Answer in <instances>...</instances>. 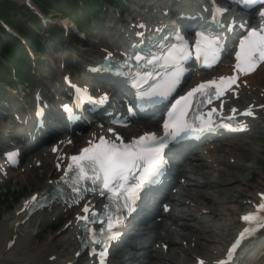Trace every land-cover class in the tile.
Wrapping results in <instances>:
<instances>
[{
	"label": "rangeland",
	"instance_id": "rangeland-1",
	"mask_svg": "<svg viewBox=\"0 0 264 264\" xmlns=\"http://www.w3.org/2000/svg\"><path fill=\"white\" fill-rule=\"evenodd\" d=\"M130 1L134 4L129 5L130 8H135L136 4H141L140 0ZM15 2L19 4L21 3L18 0H15ZM111 11L112 9H108V15ZM44 16L47 20L48 27H55L61 24L66 25V27L71 31V34L69 33L66 38L67 46L62 48L60 52H53L51 57L46 56V60L49 59L50 66L45 65L44 67H41V71H43L44 76L42 83L50 95L52 90L49 89L50 84L46 78L45 71L49 70L52 74H55L54 72L60 70L59 66H61L62 59L68 57L69 55H71L77 61H80L81 57L86 58L89 52L96 51L98 47L104 44L105 38H102V36L95 37L94 35L90 36L89 38H82L81 35L80 37L82 39H79V35L75 37V34H77L75 28L67 20L60 19L57 12L51 11L49 13L48 11V13ZM108 17L109 16L104 19L106 24H109L107 21ZM114 17L116 19L122 18L119 14H116ZM75 39L79 40L83 44L81 47L78 46L79 49H76L74 45V42H76ZM72 48H74V50ZM52 58L55 61L54 63L51 61ZM38 71L34 73L33 82L31 85L27 86L25 92H23L24 94L31 96L37 89L36 86L39 77ZM74 76L77 77L79 75L75 73ZM83 77L85 76H80V78ZM257 78L259 79L258 83L264 82V69L259 72ZM23 93L21 96L24 95ZM10 95L11 99L14 96V99L12 100H15L16 97L17 100L21 99V96L14 91H11ZM262 100L264 101V98ZM26 108H28V104H25V109ZM3 124H0V148L2 146L1 142H3ZM12 132L13 134H16L15 130H12ZM56 132L61 131L60 129H57ZM7 140L10 141V143H14L11 137H9ZM219 144V146H216L217 148H214L218 150L216 152H196V155L193 157V159H191L192 156H187V160H191L183 162L184 165L177 170L179 173V178L182 177L180 178L181 180H179L183 181L179 182L180 191L178 194L180 195L178 198L180 197V199L184 202L180 205H177V207H173V211L170 215H177L179 216L178 219L172 221L170 218H166L162 223H160V227L163 226V229L159 228V226H157L158 224H156V229L159 228L160 230L158 232L157 230L152 231L149 229L155 224L139 226L136 229H132V234H136V240L133 242L134 244L132 242L130 244L127 242L126 245L124 243L118 247V250L113 253V259L110 261V264H170L163 261L162 259H159L158 257L162 255L164 256L163 258L167 259L170 257L169 254L174 252L176 254L178 253L179 256L181 255V257L193 260L195 257H198V255L190 253L188 249L193 247L194 243L207 246L209 249L213 247L215 244L211 240L205 241L203 239V237L206 238L208 234L213 231L217 233V235L214 236L223 246L228 242L234 230V227H231L235 225V222L232 219L228 220L227 222L221 221L222 217L220 216L223 214L222 207L228 205L239 207L244 210L247 208L246 201H248V199L245 198V195L243 196L240 193H237V191H234L230 195L226 193V196H223V187L218 184L215 176L224 170L233 172L238 176L240 175V178H238L240 182L236 185L239 186V188H242L248 195L254 196L256 192L264 190V187H262L264 186V166L260 167L258 164L259 161L264 163V111L260 118L253 123L251 130L248 131L247 134H242L234 138L219 139ZM39 150L29 153L23 159L22 165L18 168V170L16 169L12 173L7 185L5 181L0 185V190L9 185L12 187V191H14L8 196L9 201L6 205V208L3 210L2 215L0 216V221H2L4 217L10 216L19 203L25 197L31 194L36 188L39 190L43 184L40 176L45 175L51 170V164L44 159L38 167L37 165H33V162L27 167L26 163L29 160H34L36 155L42 159L41 154L43 150ZM194 150L199 151L200 149L195 148ZM185 166L189 169H194L195 172H192L193 179L191 176H189L190 178H187L180 174L183 167ZM23 169L26 170V174L24 175L20 174ZM207 179L211 180L212 184H208ZM17 192L21 193L22 197L17 203L14 204L13 201L17 196ZM213 194H217V198L221 200V204L219 203L218 205V208H221V215H217L218 217H213L215 221L219 223V227L216 229L209 228V226L205 223V219L207 220L209 217L213 216L211 215L209 208L212 206H217L214 204V202L212 203L211 199ZM8 207L10 210H8ZM181 213L183 214L181 215ZM62 220L57 222L59 223V226L55 230H50L49 228L51 223H53L51 220H46L44 223L38 224L34 229V233L38 232L39 234L37 239L35 238L33 240L32 245H39L46 241L49 237L56 236V233L62 225ZM43 230L45 232L42 233L41 231ZM167 230L169 232H175L173 238L178 242L172 243L166 241L164 242L166 249H161L160 246L162 244L160 241H156L155 238L160 234L165 235ZM205 232L208 233L206 234ZM185 233L188 235L187 238H183ZM142 236L147 238L150 236L152 239L150 241L149 239L146 241L144 239L143 241L140 239ZM153 247L155 251H152ZM242 264H264V241L261 242V244L255 246L254 249L246 255Z\"/></svg>",
	"mask_w": 264,
	"mask_h": 264
},
{
	"label": "bare ground",
	"instance_id": "bare-ground-1",
	"mask_svg": "<svg viewBox=\"0 0 264 264\" xmlns=\"http://www.w3.org/2000/svg\"><path fill=\"white\" fill-rule=\"evenodd\" d=\"M20 1V0H18ZM104 48H108V41ZM84 59L83 57H81ZM88 58V57H87ZM52 63H54V59H51ZM77 62V61H75ZM80 62L84 63L83 60H80ZM85 63H88V61H85ZM70 67H72V63H70ZM264 69V66L260 67L253 75L248 76L244 78L243 80H239L236 87L233 88L230 92L226 93L224 95V99L226 100V109L228 113H231L232 115H238L241 111L248 110L253 108L254 111L251 112L252 114H255L257 117L261 115V112L264 111V103L262 101V98L264 97V82L258 83L257 76L259 75V72ZM60 72L57 70L54 72L57 74ZM231 64H227L226 62L223 64V66L219 67L217 70L213 71L209 78H223L231 75ZM63 74H61L62 76ZM43 73L41 72V75L39 79H43ZM243 83H245L243 85ZM40 84H43L42 81ZM236 97V98H235ZM235 98V99H234ZM9 103H12V101H9ZM236 109V111H235ZM235 111V112H234ZM59 117L55 115V113L51 112V118ZM29 120V119H28ZM27 120V121H28ZM239 120L245 123L243 125L241 122H239L244 127H252L253 121L249 119V117L244 118L243 116H239ZM156 126L152 123H138L130 126L127 129V132L130 133H137L142 132L146 128H155ZM6 129V127H4ZM53 132V129H50L49 132L40 135L41 137L37 138L39 141L41 138L43 139L46 137L50 132ZM102 132H106V129L98 130L96 128H92L84 133L82 137H75L73 135H66V138H60L55 140L53 143L49 145L48 148L44 149L42 152V156L45 160H47L49 163L52 164V170L48 172L46 176H42L40 179H42L43 184L39 188V190L36 188L31 194L28 195L29 199L32 197L35 193H44L48 192L51 189L53 175L56 173L54 169V165L56 163H59L61 166V169L63 170L68 162L69 156L71 154H76L78 152V148L84 146L88 140L91 138V136L98 134H102ZM22 133V132H21ZM30 133L27 132L26 136L21 135L19 138V145L18 147H14L12 144H10L6 138L3 139L2 145L4 146L5 150H14L16 148H22L20 146L22 139L30 136ZM31 135H33L31 133ZM36 136V135H34ZM29 138V137H28ZM67 140H71V145L67 144ZM208 147V146H207ZM214 146L211 145L208 148H213ZM56 148L57 152L56 154L51 153V149ZM26 149V147H25ZM207 149V148H206ZM4 150V151H5ZM205 150V149H204ZM218 151L217 149H212V152ZM70 154L69 156H67ZM40 157L36 155V159H34V163L38 162L37 160ZM31 160L27 163V166L31 165ZM213 163V162H212ZM1 169L3 170V173L5 174L4 177L9 176L10 172L6 168H4L2 159H0V175L2 174ZM195 172L194 169H184L183 177H189L193 179V173ZM171 173V172H170ZM240 174V173H239ZM206 176V175H205ZM190 178V177H189ZM240 178V175H236L233 172L230 171H221L216 176L215 179L218 181V184L223 187V196H226V193L229 195L232 194L234 191H237V193H240L241 195H245L248 199V203L257 202V194L264 193L263 191L256 192L254 196L248 195L244 192L242 188H239L236 184L240 182L238 179ZM2 179V176H0V180ZM212 181L207 179L208 184H212ZM233 183V184H232ZM264 187V186H262ZM185 196V195H183ZM23 200L22 203L18 206L15 213L12 216H7L0 221V264H92V260L89 259V257L86 254H83L80 257H76V253L78 251V245L77 240L80 238V233L77 229V222L80 220L81 217H84L83 214L80 213V210L85 206H93V204L98 203L97 199L91 198L90 202L81 201L77 204V206L73 207V211L75 216L69 218L65 222V224L61 227V230L57 234L56 237H49L46 241L42 242L39 245L33 246V240L37 238L38 232L34 233V229L38 224L44 223L46 220H50L52 218L60 219L62 217H66L69 214L70 209H68L65 206H52L51 208L47 209L44 212L38 213L28 220L23 219V214L20 213V211L24 208V203L27 200ZM177 203L181 204L184 201L181 199H174ZM212 203L214 202L217 206H212L209 208V211L211 212L212 217H209L207 220L205 219V223L209 226L211 229H216L219 227V223L215 221L213 218L217 215H221V208H218V205L221 200L217 198V194L212 195ZM221 204V203H220ZM252 208V206L250 207ZM241 208L234 207V206H224L222 207V215L220 217L221 221L227 222L228 220L232 219L235 222V225H233L231 228L234 227V230L240 229L242 227L239 225L240 217H241ZM80 217V218H79ZM218 217V216H217ZM175 216L171 217V220L175 221ZM163 227H161L162 229ZM223 228V227H222ZM159 230V229H158ZM175 232H169L166 231L165 235H159L157 236L156 240L162 241H169L172 243H177L178 241L173 238ZM206 234L208 232H205ZM204 235V234H203ZM217 235L216 232H210L206 238L203 237V239L211 240L215 245L211 247L210 249L207 246H202L201 244L194 243L193 247L188 249L190 253H193L194 255H198L200 259L204 261V264H211V260H217V258H221V250H222V244L218 242L217 238L214 236ZM187 233L183 235V238H187ZM141 240L145 241L148 239L147 237L142 236L140 238ZM139 239V240H140ZM197 239V238H196ZM129 240H135V238H129ZM201 245V247H200ZM199 247V249H198ZM213 250V251H212ZM170 257L167 259L163 258L164 256L158 257L159 259H162L163 261L170 263V264H181L183 262H186L187 258H181L179 254L177 253H171L169 254ZM92 257H95V254L92 255ZM218 261V260H217Z\"/></svg>",
	"mask_w": 264,
	"mask_h": 264
},
{
	"label": "snow or ice",
	"instance_id": "snow-or-ice-1",
	"mask_svg": "<svg viewBox=\"0 0 264 264\" xmlns=\"http://www.w3.org/2000/svg\"><path fill=\"white\" fill-rule=\"evenodd\" d=\"M242 6L254 7L257 3L264 4V0H239ZM216 15L223 16V10H217ZM264 16V11L260 13ZM177 44L172 45L166 49H161V54L156 55L151 53L148 56L141 55L139 53H133L131 59L136 61V65L140 66L143 63L152 65V70L145 69L143 72L137 71L133 73L132 66L128 61H124L119 65H116L118 71L124 72L127 70L129 75L133 76L135 86L142 87L148 80H153V84L149 85L148 89L144 93L138 92V98H144V95H159L166 98L167 94L173 91L178 83L179 77L183 74V61L185 60L184 48L185 44L183 37L177 33ZM200 39H197V50L200 48ZM213 43L218 44V41L209 42L211 47ZM135 48V45L133 46ZM264 61V35H259L256 31L249 32L247 40H242L240 43V52L236 55L237 64L235 65L236 71L241 74H248L254 71L258 59ZM111 59V54L106 57ZM159 66L163 71L157 70L156 66ZM159 77L157 80L156 78ZM237 77L233 76L227 81L224 89H220L217 95H221L224 90L235 84ZM221 84H225L222 78ZM215 84V82H213ZM207 86L199 85L196 89H193L187 94L186 97H182V100H187L194 94L201 92ZM218 87V86H217ZM108 97L103 96L100 98V103H106ZM180 101H177L179 104ZM175 107L172 112H169V118H173ZM129 114H132V108H129ZM251 115V113H245ZM183 115V113H182ZM126 126V125H125ZM173 131H169V128ZM205 125H189L187 123L177 120L175 123L168 121L164 124L165 133L163 137H157L152 134H146L141 136L138 140L133 141L131 144H124L119 136L116 137L120 143H109L103 138L100 140V144L92 148L83 150V153L79 157H72L71 159L78 165L80 176L85 180L91 174L94 180H98L102 177V187L105 190L115 191L118 187L122 189L129 199H134L133 189H138L145 182H151L153 177L160 174L161 169L165 161L163 160L164 150L168 147L169 143L174 141L181 131H202ZM55 151V149H54ZM91 153V155H85ZM14 154H9L11 157ZM89 161L88 164H83L81 161ZM69 169H72V165H69ZM133 169H137L139 175L135 177L139 182L135 185H129V176ZM35 199V198H34ZM264 209V205L259 206ZM85 213L89 211L87 207L83 209ZM245 221H251V215L243 217ZM119 223L117 220L115 223H110L108 226V239H115L116 233L112 232L115 225ZM248 231V229H245ZM93 244L97 243L96 239H92ZM101 255H104L102 252ZM103 264V261H101Z\"/></svg>",
	"mask_w": 264,
	"mask_h": 264
},
{
	"label": "trees",
	"instance_id": "trees-1",
	"mask_svg": "<svg viewBox=\"0 0 264 264\" xmlns=\"http://www.w3.org/2000/svg\"><path fill=\"white\" fill-rule=\"evenodd\" d=\"M40 10L57 12L69 20L78 30L90 33V20L100 15L103 7L112 5L123 8L121 0H32ZM0 20L9 25L28 45L40 49L38 37L28 28L42 31L39 20L30 11L13 4L9 0L0 2ZM52 42L60 44L62 37L55 29H48ZM62 45V44H61ZM30 60L21 42L8 35L0 26V85L14 89L17 84L29 83ZM13 72V73H12ZM261 165H264L260 162ZM19 196V195H18ZM6 199H0V215Z\"/></svg>",
	"mask_w": 264,
	"mask_h": 264
}]
</instances>
